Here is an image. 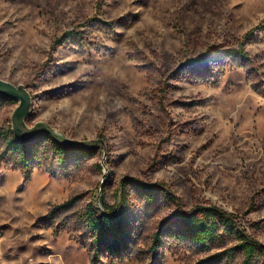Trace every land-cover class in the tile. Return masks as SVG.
<instances>
[{
    "label": "rangeland",
    "instance_id": "obj_1",
    "mask_svg": "<svg viewBox=\"0 0 264 264\" xmlns=\"http://www.w3.org/2000/svg\"><path fill=\"white\" fill-rule=\"evenodd\" d=\"M0 78L31 93L28 127L94 151L63 171L41 142L26 178L5 151L18 101L0 106V264H108L92 261L81 215L101 199L122 209L128 178L178 201L161 193L147 207L131 190L119 264H203L234 247L154 242L197 204L232 212L264 244V0H0Z\"/></svg>",
    "mask_w": 264,
    "mask_h": 264
},
{
    "label": "trees",
    "instance_id": "obj_2",
    "mask_svg": "<svg viewBox=\"0 0 264 264\" xmlns=\"http://www.w3.org/2000/svg\"><path fill=\"white\" fill-rule=\"evenodd\" d=\"M58 42L56 40L52 44V48H55ZM11 102L15 103L17 100L0 95V106ZM5 132V151L15 154L26 166L24 173L26 178L30 176V161L39 156L41 142L46 141L49 144V148L56 154L59 166L63 171L71 159L78 163L81 157H87L94 152L60 143L46 133L22 142L15 137L11 127ZM121 187L124 201L122 209L113 208L105 199H101L103 209H98L92 203H88L82 211L81 217L86 223L85 228L91 239L92 261L95 263L104 258L108 264H119L127 256L125 254L133 239L131 214L126 206L131 190L138 198L146 202L147 207L157 203L161 193L174 202L178 201L177 197L164 184L153 186L128 178L122 181ZM77 198L79 197H75L63 206H69ZM51 214L52 211L47 216ZM163 235L175 236L179 240H188L199 247H208L216 241L222 240L223 236H232L236 240L234 247L219 252L202 263L222 262L225 257L233 258L234 255L240 254L242 261L238 264H264V244L247 233L232 212L216 205L197 204L186 212L178 210L175 213L173 225H161V230L155 234L154 242L157 245L162 242L161 236Z\"/></svg>",
    "mask_w": 264,
    "mask_h": 264
},
{
    "label": "water",
    "instance_id": "obj_3",
    "mask_svg": "<svg viewBox=\"0 0 264 264\" xmlns=\"http://www.w3.org/2000/svg\"><path fill=\"white\" fill-rule=\"evenodd\" d=\"M0 95L18 101L17 107L12 114V130L19 141H29L46 133L50 134L60 143L84 149L81 142L66 138L45 122L40 121L34 126L28 127L26 119L31 114L33 97L24 85H14L13 83L0 78Z\"/></svg>",
    "mask_w": 264,
    "mask_h": 264
}]
</instances>
